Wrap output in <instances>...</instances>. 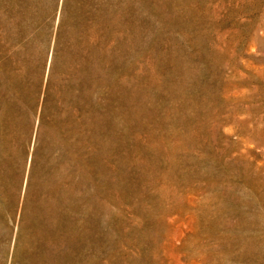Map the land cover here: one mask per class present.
Instances as JSON below:
<instances>
[{
	"label": "rangeland",
	"instance_id": "obj_1",
	"mask_svg": "<svg viewBox=\"0 0 264 264\" xmlns=\"http://www.w3.org/2000/svg\"><path fill=\"white\" fill-rule=\"evenodd\" d=\"M0 264H264V0H0Z\"/></svg>",
	"mask_w": 264,
	"mask_h": 264
}]
</instances>
